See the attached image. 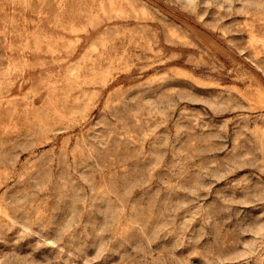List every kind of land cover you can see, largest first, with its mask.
<instances>
[{
    "label": "rangeland",
    "instance_id": "rangeland-1",
    "mask_svg": "<svg viewBox=\"0 0 264 264\" xmlns=\"http://www.w3.org/2000/svg\"><path fill=\"white\" fill-rule=\"evenodd\" d=\"M0 264H264V0H0Z\"/></svg>",
    "mask_w": 264,
    "mask_h": 264
}]
</instances>
